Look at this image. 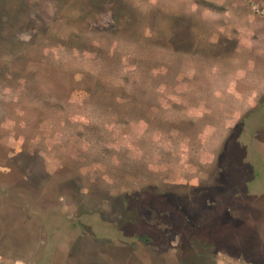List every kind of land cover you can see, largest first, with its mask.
<instances>
[{
  "label": "rangeland",
  "instance_id": "obj_1",
  "mask_svg": "<svg viewBox=\"0 0 264 264\" xmlns=\"http://www.w3.org/2000/svg\"><path fill=\"white\" fill-rule=\"evenodd\" d=\"M0 264H264V0H0Z\"/></svg>",
  "mask_w": 264,
  "mask_h": 264
},
{
  "label": "flooded vegetation",
  "instance_id": "obj_2",
  "mask_svg": "<svg viewBox=\"0 0 264 264\" xmlns=\"http://www.w3.org/2000/svg\"><path fill=\"white\" fill-rule=\"evenodd\" d=\"M251 114L256 115V110L254 109L253 111H251ZM255 117H256V116H254V118H255ZM242 120H243V119H240V120L237 122V124L235 125V127H233V128L231 129V134H232V135L234 134L235 130L238 129L240 125H242ZM250 163H251V162H250ZM254 163H255V162H254ZM224 164L226 165V167L224 166ZM222 166H223L224 168H231V167H233V163H232L231 161L229 162V161L225 160V163H223ZM249 167H250V166H249ZM251 167L256 168V166H255L254 164H252ZM256 175H258V174L256 173ZM140 202L146 204V202L143 201V199L140 200ZM144 206H146V205H144ZM147 206H148V205H147ZM147 206H146V208H145L146 210L149 209Z\"/></svg>",
  "mask_w": 264,
  "mask_h": 264
},
{
  "label": "built area",
  "instance_id": "obj_3",
  "mask_svg": "<svg viewBox=\"0 0 264 264\" xmlns=\"http://www.w3.org/2000/svg\"><path fill=\"white\" fill-rule=\"evenodd\" d=\"M252 10L257 11V9L255 7H253V6H252Z\"/></svg>",
  "mask_w": 264,
  "mask_h": 264
}]
</instances>
